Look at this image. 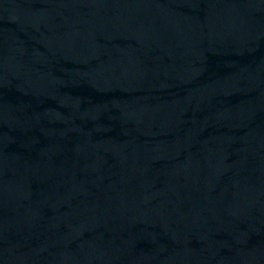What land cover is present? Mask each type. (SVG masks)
<instances>
[{"label":"water","instance_id":"obj_1","mask_svg":"<svg viewBox=\"0 0 264 264\" xmlns=\"http://www.w3.org/2000/svg\"><path fill=\"white\" fill-rule=\"evenodd\" d=\"M0 264H264V0H0Z\"/></svg>","mask_w":264,"mask_h":264}]
</instances>
